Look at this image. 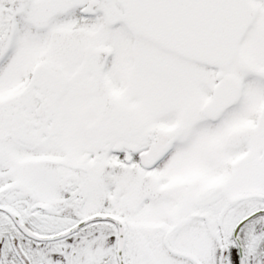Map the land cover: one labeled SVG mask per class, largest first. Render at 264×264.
Returning <instances> with one entry per match:
<instances>
[{"label":"snow or ice","instance_id":"snow-or-ice-1","mask_svg":"<svg viewBox=\"0 0 264 264\" xmlns=\"http://www.w3.org/2000/svg\"><path fill=\"white\" fill-rule=\"evenodd\" d=\"M0 264H264V0H0Z\"/></svg>","mask_w":264,"mask_h":264}]
</instances>
